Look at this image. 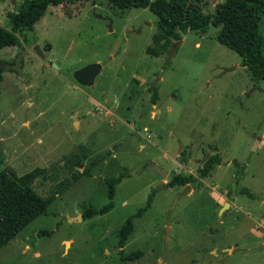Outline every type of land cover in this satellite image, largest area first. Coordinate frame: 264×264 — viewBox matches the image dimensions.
I'll use <instances>...</instances> for the list:
<instances>
[{
	"label": "rangeland",
	"instance_id": "1",
	"mask_svg": "<svg viewBox=\"0 0 264 264\" xmlns=\"http://www.w3.org/2000/svg\"><path fill=\"white\" fill-rule=\"evenodd\" d=\"M23 1L0 0V27L10 29ZM223 1L186 4L212 14ZM156 23L148 9L65 0L0 50V171L35 172L31 188L51 199L0 249V264H264V78L218 43L220 27L174 41ZM259 31L264 40V16ZM158 35L166 47L152 56ZM90 64L100 74L81 86L73 74ZM214 149L222 163L199 186H166L173 175L198 177L196 161ZM127 172L113 208L83 219L108 204L105 180ZM218 190L231 209L215 202ZM152 194L118 248V230Z\"/></svg>",
	"mask_w": 264,
	"mask_h": 264
},
{
	"label": "trees",
	"instance_id": "2",
	"mask_svg": "<svg viewBox=\"0 0 264 264\" xmlns=\"http://www.w3.org/2000/svg\"><path fill=\"white\" fill-rule=\"evenodd\" d=\"M119 9H148L157 18V29L163 36L174 41L181 40V33L197 32L206 34L210 26L220 27L216 40L221 45L234 51L241 59V65L252 78H264V40L260 35L259 26L264 16V0H224L214 7L212 14H204L199 7L186 4V0H107ZM65 0H24L16 12L8 15L10 29L0 27V50L18 44L17 33L31 31L36 22L44 15L48 6H59ZM162 36H154L153 43L157 47H148L146 52L158 56L164 51ZM4 70L0 67L1 73ZM156 93L152 94V103L156 102ZM180 163L185 165L187 158L181 153ZM235 163V162H234ZM220 159L211 156L202 165L199 176L173 175L167 187H197L201 179L213 172ZM236 164V163H235ZM35 172L18 176L11 170L0 171V249L12 241L35 218L44 214L51 199L40 197L32 188L31 183ZM130 176L129 172L114 178H108V204L101 208L84 209L83 219L110 211L114 204L116 186L122 178ZM249 196H251L249 194ZM153 194L147 204L130 216L118 230L117 247L123 248L133 232V219L141 217L150 207ZM138 258V254L129 259Z\"/></svg>",
	"mask_w": 264,
	"mask_h": 264
},
{
	"label": "water",
	"instance_id": "3",
	"mask_svg": "<svg viewBox=\"0 0 264 264\" xmlns=\"http://www.w3.org/2000/svg\"><path fill=\"white\" fill-rule=\"evenodd\" d=\"M36 51H37L38 55H40L42 57V53L40 52L38 47H36ZM100 71H101L100 64H90V65H87V66L75 71L73 74V78L79 85L85 86V87H90L94 84V81H95L96 77L100 74ZM207 157H208V155H206V157L203 159L202 163L205 162ZM149 169L151 171H153L154 173H156L162 179L165 178L168 174L164 169H162L161 167H159L155 164H150ZM187 188H189V187H187ZM226 205H228V203ZM169 230H170L169 228L166 229L165 242L168 240ZM251 252L252 251H248L246 253H251Z\"/></svg>",
	"mask_w": 264,
	"mask_h": 264
},
{
	"label": "crops",
	"instance_id": "4",
	"mask_svg": "<svg viewBox=\"0 0 264 264\" xmlns=\"http://www.w3.org/2000/svg\"><path fill=\"white\" fill-rule=\"evenodd\" d=\"M156 102H157V98H156ZM156 102L155 103H152V101H151V104H152V110L150 111V118H152V119H156V117H157V104H156ZM106 115H108V117H111V115L113 116L114 115V113H106ZM144 131H147L146 129H144ZM149 136H150V134H148ZM147 135V136H148ZM205 152H203V154H204ZM214 154V155H213ZM208 155V157L210 156H216V157H218L219 159H220V164L219 165H221V163H222V160H221V158H220V156H219V153H218V151H216L215 149L213 150V151H211V153H209V154H207ZM207 157V158H208ZM206 158V159H207ZM202 161L203 160H200V161H196V162H198V163H202ZM206 161V160H205ZM229 163V162H228ZM227 163V164H228ZM231 163V162H230ZM150 164H152L151 162H150ZM150 164H149V167H150ZM219 165H217V167L219 166ZM149 167H148V170H150L149 169ZM189 187V186H188ZM212 190H214V189H212ZM229 191V190H228ZM218 192H219V194H218V197H216V200H215V202L216 203H218V204H222V207H223V209L225 208V207H227V206H229V209H231V205H232V196L230 197H228V201H224V199H225V197H223V195H222V192L221 191H219L218 190ZM230 192V191H229ZM228 192V193H229ZM228 203V205H226Z\"/></svg>",
	"mask_w": 264,
	"mask_h": 264
}]
</instances>
